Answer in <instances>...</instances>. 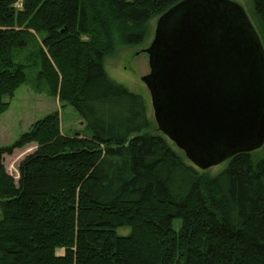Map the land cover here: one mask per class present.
Returning a JSON list of instances; mask_svg holds the SVG:
<instances>
[{
	"label": "trees",
	"instance_id": "1",
	"mask_svg": "<svg viewBox=\"0 0 264 264\" xmlns=\"http://www.w3.org/2000/svg\"><path fill=\"white\" fill-rule=\"evenodd\" d=\"M181 1L0 0V115L34 76L85 125L64 136L54 112L0 147V264H264V157L210 176L104 70ZM251 2L264 50V0ZM30 144L15 182L3 157Z\"/></svg>",
	"mask_w": 264,
	"mask_h": 264
},
{
	"label": "water",
	"instance_id": "2",
	"mask_svg": "<svg viewBox=\"0 0 264 264\" xmlns=\"http://www.w3.org/2000/svg\"><path fill=\"white\" fill-rule=\"evenodd\" d=\"M142 77L157 129L199 170L264 144V50L231 0H183L161 15Z\"/></svg>",
	"mask_w": 264,
	"mask_h": 264
},
{
	"label": "rangeland",
	"instance_id": "3",
	"mask_svg": "<svg viewBox=\"0 0 264 264\" xmlns=\"http://www.w3.org/2000/svg\"><path fill=\"white\" fill-rule=\"evenodd\" d=\"M231 1L242 7L253 26L255 23L253 20V6L251 0ZM156 21L157 19L150 21L149 35L142 44L118 48L112 56L105 58L103 64L104 70L110 79L142 98L147 109L151 133L155 134H157V132L159 133V131L154 121L150 95L141 79L149 73L148 56L144 51L152 42ZM31 77L34 78V76ZM31 77L29 78V83L19 87L14 92L11 99H5L9 102V108L5 113L0 115V147L12 144L33 122L54 112L59 116L60 129L64 136L70 137L75 134H84L85 125L78 113L71 106H62L57 99L47 96L44 90H42L41 93L36 92L33 88ZM35 148L36 146L34 144H30L22 149L13 151L11 155H5L3 157L5 170L7 174L15 179V182L18 181V166L20 161L25 156L32 153ZM174 148L177 152L183 154V152L176 147ZM252 153L258 158L264 157V144L261 148ZM227 162L228 161L225 160L210 167L207 169L206 173L210 176L218 174L226 167ZM173 225L177 229L179 222L176 221ZM117 232L126 235L128 229H119ZM58 254H62V250L59 251Z\"/></svg>",
	"mask_w": 264,
	"mask_h": 264
}]
</instances>
